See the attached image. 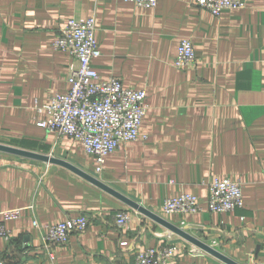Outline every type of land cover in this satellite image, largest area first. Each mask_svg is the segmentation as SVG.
Segmentation results:
<instances>
[{
	"label": "crops",
	"instance_id": "1",
	"mask_svg": "<svg viewBox=\"0 0 264 264\" xmlns=\"http://www.w3.org/2000/svg\"><path fill=\"white\" fill-rule=\"evenodd\" d=\"M212 15L195 0H0V143L69 161L241 264H264V0ZM93 17L103 79L144 89L145 141L126 142L100 172L79 142L39 125L53 94L69 89L72 57L52 47L72 18ZM182 38L196 65L173 62ZM215 178L240 182L243 205L206 208ZM195 195L196 213H165L164 199ZM21 208L5 223L0 264H132L136 252L166 241L168 231L64 167L0 152V210ZM131 218L115 224L118 211ZM83 214V232L44 246L41 236L67 216ZM37 226L33 225V221ZM171 232V231H170ZM172 233V232H171ZM168 264H225L177 235Z\"/></svg>",
	"mask_w": 264,
	"mask_h": 264
},
{
	"label": "built area",
	"instance_id": "2",
	"mask_svg": "<svg viewBox=\"0 0 264 264\" xmlns=\"http://www.w3.org/2000/svg\"><path fill=\"white\" fill-rule=\"evenodd\" d=\"M144 8H154L157 0H124ZM197 6L212 15H219L224 9L245 8L243 0H195ZM55 50L68 52L69 64L65 93L53 94L49 103L37 110L44 112L39 125L49 132L65 135L80 143L87 154L94 156L95 170L100 172L107 155L126 142L145 141L141 122L148 110L146 91L123 86L116 77L103 79L91 67L92 59L100 55L95 38L93 17L69 19L59 30L53 41ZM197 58L190 39L182 38L177 46L173 65L177 69L196 65ZM264 66V62H263ZM243 205L240 182L228 178H215L208 184L206 208L215 213L231 212ZM165 213H196L202 211L198 198L190 193H181L166 198L162 204ZM21 208L0 210V238L10 240V231L5 223L21 217ZM130 214L118 211L115 224L119 228L128 225ZM33 225L37 226L34 220ZM85 215L67 216L62 222L51 225L41 236V244L49 246L64 244L70 232H83L87 228ZM170 231L165 233L166 241L135 253L132 264H168L176 251ZM214 246V245H212ZM191 253L204 252L192 245Z\"/></svg>",
	"mask_w": 264,
	"mask_h": 264
},
{
	"label": "water",
	"instance_id": "3",
	"mask_svg": "<svg viewBox=\"0 0 264 264\" xmlns=\"http://www.w3.org/2000/svg\"><path fill=\"white\" fill-rule=\"evenodd\" d=\"M0 152L12 154L18 157L27 158L30 160H35L47 164L58 165L61 167L66 168L67 170L73 172L74 174L78 175L82 179L86 180L87 182L91 183L92 185L100 188L101 190L107 192L111 196L115 197L126 206L130 207L131 209L135 210L136 212L148 217L149 219L153 220L157 224L166 228V230L171 231L173 234L179 236L180 238L184 239L185 241L191 243L192 245L198 247L199 249L203 250L207 254L215 257L216 259L220 260L225 264H241L232 258L228 257L214 246L200 240L199 238L193 236L187 231V227H179L175 224L168 222L167 220L163 219L161 216L157 215L156 213L152 212L148 208L142 206L135 200L123 195L119 191L115 190L111 186L107 185L106 183L99 180L96 176L83 171L81 168L75 166L74 164L70 163L67 160L50 156L47 154H41L37 152H33L30 150L1 144L0 143Z\"/></svg>",
	"mask_w": 264,
	"mask_h": 264
}]
</instances>
